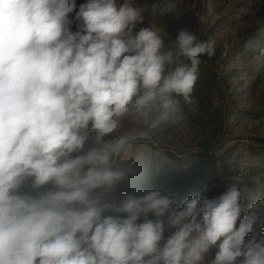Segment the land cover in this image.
Listing matches in <instances>:
<instances>
[{
	"label": "clouds",
	"instance_id": "clouds-1",
	"mask_svg": "<svg viewBox=\"0 0 264 264\" xmlns=\"http://www.w3.org/2000/svg\"><path fill=\"white\" fill-rule=\"evenodd\" d=\"M142 23L132 0H0V264H264V198L245 207L240 177L179 208L117 195L134 142L195 103L215 54Z\"/></svg>",
	"mask_w": 264,
	"mask_h": 264
},
{
	"label": "rangeland",
	"instance_id": "rangeland-1",
	"mask_svg": "<svg viewBox=\"0 0 264 264\" xmlns=\"http://www.w3.org/2000/svg\"><path fill=\"white\" fill-rule=\"evenodd\" d=\"M132 3L144 17L135 31L158 27L171 46L187 29L198 41L214 38L216 44L213 56L201 57L195 103L180 111L175 123L134 142L130 163L140 171L117 195L161 189L175 196L179 208L190 195L218 196L229 177H240L245 207L264 198V0ZM70 27L78 30V22ZM130 127L144 126L125 124ZM170 235L166 232L165 239ZM213 255L214 250L207 259Z\"/></svg>",
	"mask_w": 264,
	"mask_h": 264
},
{
	"label": "trees",
	"instance_id": "trees-1",
	"mask_svg": "<svg viewBox=\"0 0 264 264\" xmlns=\"http://www.w3.org/2000/svg\"><path fill=\"white\" fill-rule=\"evenodd\" d=\"M88 0H77V8L79 7L80 4L86 3Z\"/></svg>",
	"mask_w": 264,
	"mask_h": 264
}]
</instances>
